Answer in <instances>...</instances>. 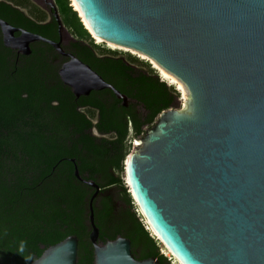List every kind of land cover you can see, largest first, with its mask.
I'll use <instances>...</instances> for the list:
<instances>
[{"label":"water","instance_id":"95a60500","mask_svg":"<svg viewBox=\"0 0 264 264\" xmlns=\"http://www.w3.org/2000/svg\"><path fill=\"white\" fill-rule=\"evenodd\" d=\"M101 40L144 54L186 90L182 110L162 112L134 138L124 181L139 212L178 264H264V0H70ZM58 42L0 20L5 48L29 56L42 42L66 59L61 82L76 99L111 91L129 100L62 47L72 40L54 0H43ZM17 35V36H16ZM72 163L74 161L72 160ZM88 203L94 264L137 261L129 240L98 243ZM68 237L32 264H77Z\"/></svg>","mask_w":264,"mask_h":264},{"label":"trees","instance_id":"16d2710c","mask_svg":"<svg viewBox=\"0 0 264 264\" xmlns=\"http://www.w3.org/2000/svg\"><path fill=\"white\" fill-rule=\"evenodd\" d=\"M54 2L72 36L64 51L129 102L124 107L109 90L76 99L58 75L66 59L42 42L30 45L29 56L19 55L4 47L0 32V264H32L71 236L78 240L77 264H94L88 203L95 190L75 178V166L100 188L93 201L98 243L124 238L137 261L171 264L134 212L122 178L127 142L173 109L177 95L149 68L134 67L135 58L93 45L70 1ZM0 20L58 42L52 14L29 0H0Z\"/></svg>","mask_w":264,"mask_h":264},{"label":"rangeland","instance_id":"374dc122","mask_svg":"<svg viewBox=\"0 0 264 264\" xmlns=\"http://www.w3.org/2000/svg\"><path fill=\"white\" fill-rule=\"evenodd\" d=\"M29 1L36 8H38L39 10H41V11L49 14L48 8L45 7V5L43 3V0H29ZM70 3H71V6H72V10L75 11V9L73 8V5H72V2L71 1H70ZM79 15L80 14H77L78 17H79ZM82 24H84V23H82ZM83 27L87 31V33L89 34L91 43L93 45H95V46H98L101 50H107V51H111V52H116V53H118V56L119 57H122L123 59H127V60L129 59L128 56H130L131 58H135L137 60V62L134 63V67L139 68V69H143V70H146V69L149 68L150 70H152L154 72L155 76L158 78V80L160 82L166 83V85L171 89V91L177 95L176 102H175V106H174L173 109L174 110H182L184 108V103H185V101L187 99V95L185 94V97L186 98L183 100L182 99L183 98V92H182V90H180V88H179V86L177 84H172L171 85L169 82L163 81V79L161 78V75H160L159 71L154 67V65H153V63H152L151 60H149L146 57H143V55L136 54V53H134L132 51L111 48L106 43L97 44V41L94 40V38L92 37V35L90 34V32L85 28V25H83ZM68 42H69V39L68 38H66V39L63 40V44L64 45H66ZM87 43H90V41H88ZM137 110H138L139 113H142L140 107H138ZM93 134L95 136H97L96 132H94ZM132 143H133V139H131L130 141L127 142V146L131 147V149H132ZM122 180L124 181V176H123ZM131 198H132V196H131ZM132 200H133V198H132ZM133 203H134V206H133L134 212H138L137 214H139V209L137 210V205L135 204V201L134 200H133ZM161 254H164L167 258L171 257L170 254L168 253V251L166 250V248L164 246H162V248H161ZM172 263L173 264H176V261L173 260Z\"/></svg>","mask_w":264,"mask_h":264},{"label":"bare ground","instance_id":"6f19581e","mask_svg":"<svg viewBox=\"0 0 264 264\" xmlns=\"http://www.w3.org/2000/svg\"><path fill=\"white\" fill-rule=\"evenodd\" d=\"M72 2V5H73V8L75 9V11L78 13V14H80V12H79V10H78V7H77V5L75 4V2L74 1H71ZM81 16V15H80ZM82 18V17H81ZM82 23H84L83 25H85V28L90 32V34L92 35V37L94 38V40H96L97 41V44H102V43H106L108 46H110L111 48H114V49H120V50H128V51H132V52H134V53H136V54H139V55H143V57H146V58H148L147 56H145L144 54H141V53H139V52H136V51H134V50H131V49H128V48H124V47H121V46H117V45H115V44H111V43H108V42H105V41H103V40H101L100 38H98L93 32H92V30L90 29V27H89V25L87 24V22H85V20L84 19H82ZM113 49V50H114ZM149 60H151L152 61V63H153V65H154V67L159 71V73H160V75H161V78L163 79V81H167V82H169L171 85L172 84H177L178 86H179V88H180V90H182V92H183V100L186 98L185 97V94H186V90H185V88L171 75V74H169L167 71H165L164 69H162L156 62H154L152 59H150V58H148ZM150 228V227H149ZM150 230H151V228H150ZM152 231V230H151ZM153 232V231H152ZM154 233V232H153ZM155 234V233H154ZM157 236V235H156ZM167 250V249H166ZM168 251V250H167ZM165 253V252H164ZM168 253L170 254V256H172L171 255V253L168 251ZM176 261V260H175ZM176 263H177V261H176Z\"/></svg>","mask_w":264,"mask_h":264},{"label":"built area","instance_id":"2783aa9c","mask_svg":"<svg viewBox=\"0 0 264 264\" xmlns=\"http://www.w3.org/2000/svg\"><path fill=\"white\" fill-rule=\"evenodd\" d=\"M140 213V212H139ZM140 215H141V213H140ZM142 216V215H141ZM143 217V216H142ZM144 219V218H143ZM144 223H145V225H146V229L147 230H149L150 231V234H151V237L152 238H154L155 240H157L158 242H160V240L158 239V237L150 230V228H149V226H148V224H147V222L145 221V219H144ZM161 243V242H160ZM170 259L172 258V260H175L172 256L171 257H169Z\"/></svg>","mask_w":264,"mask_h":264},{"label":"clouds","instance_id":"9594fccd","mask_svg":"<svg viewBox=\"0 0 264 264\" xmlns=\"http://www.w3.org/2000/svg\"><path fill=\"white\" fill-rule=\"evenodd\" d=\"M149 231V230H148ZM149 233H150V231H149ZM151 235V234H150ZM164 255V254H163ZM169 260H170V258H169ZM171 264H173L172 262H171Z\"/></svg>","mask_w":264,"mask_h":264},{"label":"flooded vegetation","instance_id":"af4514ba","mask_svg":"<svg viewBox=\"0 0 264 264\" xmlns=\"http://www.w3.org/2000/svg\"><path fill=\"white\" fill-rule=\"evenodd\" d=\"M62 45H63V46H66V45H68V43H67L66 45H64L63 42H62Z\"/></svg>","mask_w":264,"mask_h":264}]
</instances>
